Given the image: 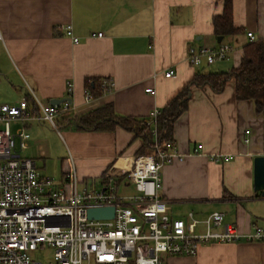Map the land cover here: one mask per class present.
Instances as JSON below:
<instances>
[{
    "label": "crops",
    "instance_id": "crops-1",
    "mask_svg": "<svg viewBox=\"0 0 264 264\" xmlns=\"http://www.w3.org/2000/svg\"><path fill=\"white\" fill-rule=\"evenodd\" d=\"M224 1L0 0V103L26 99L33 107L29 87L42 104L53 98L70 102L74 119L108 104L118 115L150 117L197 73L238 66L249 42L247 32L264 39V0H232L240 32L220 35L217 41L212 19L222 13ZM67 24L77 43L65 32ZM219 43L231 47L225 58L212 63L202 59L197 65L186 60L189 47ZM168 69L174 72L166 77ZM102 78L110 79L112 87L86 101V82ZM148 87L153 91H145ZM21 125L14 120L10 129ZM25 128L28 146L21 154L40 160L36 166L41 174L52 177L57 187L63 186L71 159L82 183L102 181L106 175L124 182L130 158L142 144L119 126L78 130L60 123L59 129H48L33 118ZM172 131L171 146L182 157L160 170L158 192L168 214L183 219L192 233L202 232L201 220L214 211L240 232L264 228V196L254 189L253 172L254 157L264 155V112L256 114L251 100L235 97L232 79L220 92L193 86ZM52 139L58 141L59 153L53 151ZM215 154L230 158L211 159ZM123 182L126 189L130 184ZM162 264H264V240L206 243L194 256H162Z\"/></svg>",
    "mask_w": 264,
    "mask_h": 264
},
{
    "label": "built area",
    "instance_id": "built-area-1",
    "mask_svg": "<svg viewBox=\"0 0 264 264\" xmlns=\"http://www.w3.org/2000/svg\"><path fill=\"white\" fill-rule=\"evenodd\" d=\"M63 28L77 43L71 35V25ZM246 35L249 41L257 39L252 32ZM230 50L223 43L189 47L186 60L193 65L202 59L212 63L225 58ZM173 72L168 69L164 76ZM100 86L109 90L112 82L102 78ZM71 89L68 83V92ZM27 90L33 107L26 99L0 103V264H42L31 258L29 251L43 244L54 248L47 264H162V256H194L206 243L264 240V228L254 226L249 232H240L235 225L224 223L219 211L201 220L204 230L196 233L187 231L183 219L168 214L167 202L158 192L160 170L182 157L170 144L165 150L156 147L155 153L130 158L123 184H131L134 193L118 194L119 182L110 175L102 179L101 188L79 189L81 181L72 159L64 172L63 186L56 187L52 177L41 174L33 158L21 154L28 146L25 123L35 118L57 129V118L71 112L70 102L42 104L29 87ZM145 91L153 90L148 87ZM84 94L89 101L90 92L85 90ZM159 113L160 109L154 108L148 123H154ZM14 120L22 125L13 132L10 123ZM248 141L245 137L244 142ZM200 147L199 144L194 151ZM220 157L230 158L215 154L211 159ZM97 206H114L113 217L88 218L87 209ZM188 217L196 222L192 212Z\"/></svg>",
    "mask_w": 264,
    "mask_h": 264
},
{
    "label": "trees",
    "instance_id": "trees-1",
    "mask_svg": "<svg viewBox=\"0 0 264 264\" xmlns=\"http://www.w3.org/2000/svg\"><path fill=\"white\" fill-rule=\"evenodd\" d=\"M216 35H231L240 32L234 25L232 15V0H225L221 14L212 19ZM234 82V93L237 99L251 100L256 114L264 112V39L249 41L243 47V53L238 66L227 72H204L194 75L176 96L160 110L154 123H148L150 117L135 118L115 114L111 104L87 112L77 119L71 113H64L56 121L57 129L60 123L72 124L78 130H112L119 126L134 133V137L142 140L136 155L155 153L156 147L167 149V144L173 143V123L186 109L189 93L193 86H210L220 92L229 80ZM86 90L91 96L103 92L100 81L93 79L86 82ZM153 129L155 132H153Z\"/></svg>",
    "mask_w": 264,
    "mask_h": 264
},
{
    "label": "water",
    "instance_id": "water-1",
    "mask_svg": "<svg viewBox=\"0 0 264 264\" xmlns=\"http://www.w3.org/2000/svg\"><path fill=\"white\" fill-rule=\"evenodd\" d=\"M221 41V36L217 37ZM64 99L53 98L49 101L51 105H58ZM254 189L260 191L264 196V155L255 156L253 160ZM90 219H109L114 215V206L89 207L86 211Z\"/></svg>",
    "mask_w": 264,
    "mask_h": 264
},
{
    "label": "rangeland",
    "instance_id": "rangeland-1",
    "mask_svg": "<svg viewBox=\"0 0 264 264\" xmlns=\"http://www.w3.org/2000/svg\"><path fill=\"white\" fill-rule=\"evenodd\" d=\"M44 123L48 129H53V127H51L49 124H47L46 122H44ZM51 143H53V151L55 153H59L61 149H60V145H59L58 141H54V139H52ZM36 163H37V165H39L40 160H36ZM117 180H118V178H117ZM121 182H123V181H121ZM120 183L118 185V190H117L118 194H126V193L134 192V188L131 184L128 185V187L126 189H124ZM101 184H102L101 180H96L94 182L86 181L83 183L82 182L79 183L78 187H79V189L84 188L86 190H91L92 188H95V189L101 188ZM53 251H54L53 247L46 245V244H43L42 246H38V248H36V249L30 250L29 255L31 258L41 261L42 264H47L52 258Z\"/></svg>",
    "mask_w": 264,
    "mask_h": 264
}]
</instances>
